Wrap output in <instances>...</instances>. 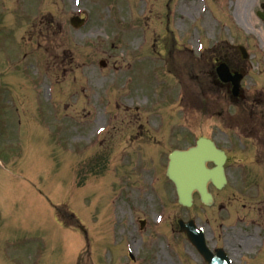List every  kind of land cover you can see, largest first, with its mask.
I'll return each instance as SVG.
<instances>
[{
    "label": "rangeland",
    "instance_id": "rangeland-1",
    "mask_svg": "<svg viewBox=\"0 0 264 264\" xmlns=\"http://www.w3.org/2000/svg\"><path fill=\"white\" fill-rule=\"evenodd\" d=\"M169 2L0 0V264H159L169 253L165 236L175 220L198 209L186 212L173 198L167 213L156 214L168 197L156 188L155 202L148 199L154 192L149 181L154 171L160 175L167 151L201 137L229 155V187L216 197L230 203L219 215L226 222L247 217L245 224L221 228L217 213L208 210V245L223 246L234 264H264V189L252 200L248 188H240L246 175L258 184L264 170L255 168L249 148L220 134L223 90L209 89L204 77L195 78L197 67L189 73L185 67L200 62L197 38L212 51L208 57L226 43L242 46L252 67L243 89L264 92V21L256 16L264 0ZM76 10L89 19L82 30L69 25ZM113 26H119L118 36L110 34ZM171 31L195 60L174 51L170 75ZM142 34L137 42L131 37ZM160 39L169 42L164 52ZM236 113L237 126L252 129V117ZM159 213L170 215L163 226L154 225ZM253 219L260 226H252ZM142 220L148 223L143 232ZM172 233L188 263L199 264L189 243ZM176 244L171 242L179 262L171 253L172 262L183 264Z\"/></svg>",
    "mask_w": 264,
    "mask_h": 264
},
{
    "label": "water",
    "instance_id": "water-1",
    "mask_svg": "<svg viewBox=\"0 0 264 264\" xmlns=\"http://www.w3.org/2000/svg\"><path fill=\"white\" fill-rule=\"evenodd\" d=\"M207 161L213 162L216 167L213 170H206L204 164ZM223 162V155L216 151L211 143L204 140L199 141L196 148L172 158L171 179L185 204L189 202L190 193L194 189L204 196L207 182H212L218 188L223 185Z\"/></svg>",
    "mask_w": 264,
    "mask_h": 264
},
{
    "label": "flooded vegetation",
    "instance_id": "flooded-vegetation-1",
    "mask_svg": "<svg viewBox=\"0 0 264 264\" xmlns=\"http://www.w3.org/2000/svg\"><path fill=\"white\" fill-rule=\"evenodd\" d=\"M229 68H230L231 70H233V67L229 66ZM233 71H234V70H233ZM220 87L223 88L224 90H227V91L230 90V86H229V85L221 84ZM252 123H253L254 125H253ZM252 123H251V125H253V127H252V129H250V130L248 131V133H249L250 136H253V137H254L255 142H256V144H257V146H258V149H260V148L262 147V145H264V142H263L262 139L259 137V135H258V136L255 135V133H256V131H257L256 128H258V126L255 124L256 122H252ZM143 225H144V227H145V226L147 225V222L144 221V222H143Z\"/></svg>",
    "mask_w": 264,
    "mask_h": 264
},
{
    "label": "bare ground",
    "instance_id": "bare-ground-1",
    "mask_svg": "<svg viewBox=\"0 0 264 264\" xmlns=\"http://www.w3.org/2000/svg\"><path fill=\"white\" fill-rule=\"evenodd\" d=\"M240 23V22H239Z\"/></svg>",
    "mask_w": 264,
    "mask_h": 264
}]
</instances>
